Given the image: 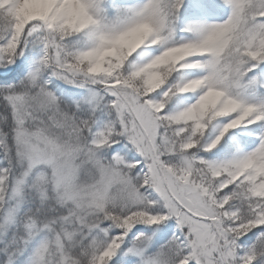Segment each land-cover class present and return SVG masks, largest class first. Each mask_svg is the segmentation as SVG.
I'll use <instances>...</instances> for the list:
<instances>
[{
    "label": "snow or ice",
    "instance_id": "6c2138e0",
    "mask_svg": "<svg viewBox=\"0 0 264 264\" xmlns=\"http://www.w3.org/2000/svg\"><path fill=\"white\" fill-rule=\"evenodd\" d=\"M223 3L0 0V264H264V0Z\"/></svg>",
    "mask_w": 264,
    "mask_h": 264
},
{
    "label": "rangeland",
    "instance_id": "374dc122",
    "mask_svg": "<svg viewBox=\"0 0 264 264\" xmlns=\"http://www.w3.org/2000/svg\"><path fill=\"white\" fill-rule=\"evenodd\" d=\"M106 2H103L102 3V6L104 8L105 14L107 16L111 17V16H114L115 15L116 10L118 8L128 7V6H132V5H138V4L143 3V0H136L135 3L129 2L128 4L126 2H125L126 3L125 4L121 0L120 2H117L115 5H112V6H109L108 4H106ZM227 12H228V9L225 12H222L217 7V9L214 12L209 13V14H206L204 16H200V17H190V16H187V17L190 20H196L198 23H203V24L219 23V22H222L223 19L226 18ZM175 23H176V31L174 33V39H178L179 40V39H181L183 37L189 36L188 33H184V32H181L180 31V29L183 28V26L182 25H179L177 23V20H176ZM73 39H75V37H73ZM25 51L27 52L29 50L28 49H25ZM145 52H147V50H144V49L141 50V53L142 54H145ZM145 55H146V57L154 56V55H147V54H145ZM19 58L20 59H23L24 57L21 56ZM31 59H35V54H33V56L31 57ZM31 59L29 60V63H31ZM26 70H27V66H26ZM194 70H196V69H185L182 74H183V76L185 78H194L197 75L196 72H194ZM60 83L63 84L64 82L63 81H60ZM65 87H70V86L69 85H65ZM196 95H197L196 92H188V93L179 94L177 97H173L169 101V104H173V103H175L176 100H178L179 102H181V106H183V105H186V104H189V103L193 102V100L195 99ZM215 134H216V129L212 126V123H210L209 126L205 130V133H204V137L203 138H208V137L214 136ZM214 158H216V159L222 158V155L221 156H218V157H214ZM138 227H143V226L140 225ZM109 264H111V262H109Z\"/></svg>",
    "mask_w": 264,
    "mask_h": 264
},
{
    "label": "trees",
    "instance_id": "16d2710c",
    "mask_svg": "<svg viewBox=\"0 0 264 264\" xmlns=\"http://www.w3.org/2000/svg\"><path fill=\"white\" fill-rule=\"evenodd\" d=\"M107 1V2H106ZM121 0H102L103 2H106V4H108L109 6L115 5L117 2H120ZM124 3L126 2L127 4L129 2L135 3L136 0H122ZM125 3V4H126ZM217 3V7L219 8L220 11L225 12L227 10V7L224 5L223 0H216ZM105 4V3H104ZM177 23L179 25H182L183 27L185 26V24H187L189 21H191L187 15L181 13L177 16ZM185 33V32H184ZM189 34V33H188ZM190 35V34H189ZM144 50H147V52H145V54L147 55H156L159 53V51L162 50L160 45H150V46H146L145 48H143ZM142 49H138L137 52L140 53L143 56H146L145 54L141 53ZM184 71V70H183ZM198 69L194 70V72H196V74H199ZM183 73V72H182ZM175 75V74H174ZM183 75V74H182ZM193 94V93H192ZM177 101V100H176ZM175 101V102H176ZM180 106H181V102H180ZM235 129L229 130V133L233 132ZM236 131V130H235ZM229 133L225 134V138L228 136ZM240 147H244V145H240Z\"/></svg>",
    "mask_w": 264,
    "mask_h": 264
}]
</instances>
